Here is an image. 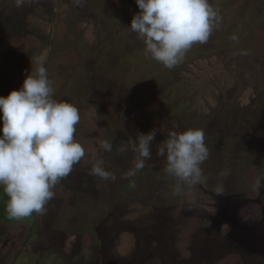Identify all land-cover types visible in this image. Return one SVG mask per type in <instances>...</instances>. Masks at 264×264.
Listing matches in <instances>:
<instances>
[{
    "label": "rangeland",
    "instance_id": "rangeland-1",
    "mask_svg": "<svg viewBox=\"0 0 264 264\" xmlns=\"http://www.w3.org/2000/svg\"><path fill=\"white\" fill-rule=\"evenodd\" d=\"M209 2L215 48L168 69L127 27V0H0V96L43 62L53 98L78 108L85 150L44 214L0 220V264H264V0ZM188 128L203 129L210 155L177 194L156 150ZM153 129L151 159L125 178ZM99 160L116 180L89 175Z\"/></svg>",
    "mask_w": 264,
    "mask_h": 264
},
{
    "label": "clouds",
    "instance_id": "clouds-1",
    "mask_svg": "<svg viewBox=\"0 0 264 264\" xmlns=\"http://www.w3.org/2000/svg\"><path fill=\"white\" fill-rule=\"evenodd\" d=\"M83 5L85 0H73ZM24 0H16L17 7ZM140 12L134 15L130 31L145 44V55L172 69L183 62L195 44H206L221 17L209 0H136ZM54 89L43 62L26 76L19 90L0 96V186L8 196L6 211L10 219H23L46 212L47 203L55 196L54 187L67 178L73 167L85 156L82 145L74 139L80 122L78 108L53 98ZM156 130L139 133L133 147L134 165L125 174L131 178L145 167L152 156L151 145ZM100 147L112 151L105 140ZM156 154L166 157L164 171L176 179L175 191L201 181V165L209 158L201 128L182 132L169 131ZM89 175L103 181H114L116 175L97 161ZM222 175L227 176L225 171ZM257 190L264 188V177L255 181ZM223 186L215 193L222 194Z\"/></svg>",
    "mask_w": 264,
    "mask_h": 264
},
{
    "label": "trees",
    "instance_id": "trees-1",
    "mask_svg": "<svg viewBox=\"0 0 264 264\" xmlns=\"http://www.w3.org/2000/svg\"><path fill=\"white\" fill-rule=\"evenodd\" d=\"M132 1H134V5H137L135 0H132ZM127 2H128V5L126 6L125 10H127V12H128L127 14L129 15V18L127 20V25H128L127 27L130 28L131 21H132L134 15L138 14L140 12V9L134 10L135 8L133 6H131L130 2L128 0H127ZM123 10H124V8L122 9V12H123ZM121 32L125 33L126 31L122 30ZM214 48H215V46H214L212 39H209V41L203 45L195 44V45H193L191 50L187 52L184 60H186L187 58H195V57L209 55V54H211V52L213 51ZM259 123H261V121ZM244 132L245 131H243V132L238 131L239 135H243L246 133V132L245 133ZM246 136H247V134H245V138H246ZM246 139H248V138H246ZM251 143L253 144V143H255V141L249 140L248 145H250ZM223 146H225V145L220 144L217 148H223ZM0 193L3 194V196L0 198V220H2L4 222H11L14 219H10L8 214H7V211H6V204H7L9 198L5 194L3 187H1V186H0ZM34 214L35 213H33V216H34Z\"/></svg>",
    "mask_w": 264,
    "mask_h": 264
}]
</instances>
